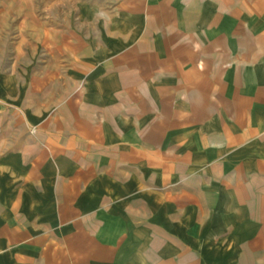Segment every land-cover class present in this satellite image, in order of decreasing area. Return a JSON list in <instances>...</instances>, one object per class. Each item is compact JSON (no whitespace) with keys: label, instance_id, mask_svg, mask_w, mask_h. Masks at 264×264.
I'll list each match as a JSON object with an SVG mask.
<instances>
[{"label":"crops","instance_id":"obj_1","mask_svg":"<svg viewBox=\"0 0 264 264\" xmlns=\"http://www.w3.org/2000/svg\"><path fill=\"white\" fill-rule=\"evenodd\" d=\"M0 264H264V0H0Z\"/></svg>","mask_w":264,"mask_h":264}]
</instances>
